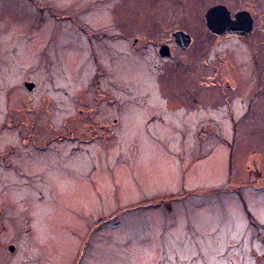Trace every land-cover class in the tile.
<instances>
[{
  "label": "rangeland",
  "instance_id": "obj_1",
  "mask_svg": "<svg viewBox=\"0 0 264 264\" xmlns=\"http://www.w3.org/2000/svg\"><path fill=\"white\" fill-rule=\"evenodd\" d=\"M0 264H264V0H0Z\"/></svg>",
  "mask_w": 264,
  "mask_h": 264
},
{
  "label": "water",
  "instance_id": "obj_2",
  "mask_svg": "<svg viewBox=\"0 0 264 264\" xmlns=\"http://www.w3.org/2000/svg\"><path fill=\"white\" fill-rule=\"evenodd\" d=\"M219 16L220 19L219 23H216L215 20H213L215 17ZM235 19L233 20L235 23L231 22V26H227L230 22V15L229 11L226 10V8L223 5H215L211 8H209L205 14L206 24L212 30L213 32L217 33H233L237 31V28L244 27L243 25H246V31H249L252 26V17L249 15L247 11H240L235 14ZM249 19L246 23V19ZM213 20V21H212ZM224 21V22H223ZM239 22V23H238ZM222 27V29H220ZM229 27H232L231 29ZM241 32V31H239ZM243 32V31H242ZM175 41L183 48L187 47L190 43V36L183 31H178L173 34ZM161 55H168L169 50L168 46L164 45L162 46L160 50ZM28 85V84H27ZM28 87L31 89L32 85H28ZM10 250H13V245H10Z\"/></svg>",
  "mask_w": 264,
  "mask_h": 264
},
{
  "label": "flooded vegetation",
  "instance_id": "obj_3",
  "mask_svg": "<svg viewBox=\"0 0 264 264\" xmlns=\"http://www.w3.org/2000/svg\"><path fill=\"white\" fill-rule=\"evenodd\" d=\"M214 6V5H213ZM212 6H210L209 8H211ZM243 8V7H242ZM242 11H243V9H241ZM248 11V10H247ZM238 12H240V11H238ZM234 16H235V14H234ZM233 15H231L230 16V21H232L233 23H235L233 20L236 18V17H234ZM233 17H234V19H233ZM232 19V20H231ZM204 20L206 21V19L204 18ZM214 20H215V22L216 23H219V20H216V17L214 18ZM213 21V20H212ZM206 23V22H205ZM175 30H181V31H183V32H185V33H188L189 35H190V33L187 31V30H185L184 28H182V27H179V28H176ZM173 32H174V30L171 32V34H172V37H173V41H174V43L176 44V45H178V46H180L176 41H175V39H174V36H173ZM212 32V31H211ZM212 34H215L214 32H212ZM227 34H229L228 32L226 33V35ZM216 35V34H215ZM230 35V34H229ZM233 35H236V33L235 34H233ZM222 36H225V35H222ZM190 38L192 39V36L190 35ZM192 41V40H191ZM166 42H162L161 43V45H164ZM189 44H191V42L189 43ZM167 46V45H166ZM171 47V46H170ZM181 47V46H180ZM168 50H169V54L168 55H165V56H171L172 55V53H171V48H168ZM160 55H161V53H160V50H159V52H158ZM162 56H164V55H162Z\"/></svg>",
  "mask_w": 264,
  "mask_h": 264
},
{
  "label": "bare ground",
  "instance_id": "obj_4",
  "mask_svg": "<svg viewBox=\"0 0 264 264\" xmlns=\"http://www.w3.org/2000/svg\"><path fill=\"white\" fill-rule=\"evenodd\" d=\"M230 29L232 28V27H229ZM178 31H181V30H174V32H173V34L174 33H176V32H178ZM185 33V32H184ZM186 34H188V33H186ZM189 35V34H188ZM174 36V35H173ZM190 36V35H189ZM190 40H191V38H190ZM191 42V41H190Z\"/></svg>",
  "mask_w": 264,
  "mask_h": 264
}]
</instances>
